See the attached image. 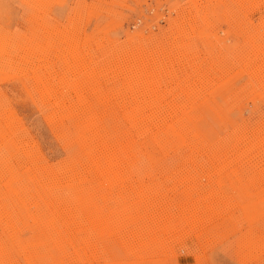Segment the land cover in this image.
<instances>
[{
	"label": "rangeland",
	"instance_id": "rangeland-1",
	"mask_svg": "<svg viewBox=\"0 0 264 264\" xmlns=\"http://www.w3.org/2000/svg\"><path fill=\"white\" fill-rule=\"evenodd\" d=\"M263 44L264 0H0V264H264Z\"/></svg>",
	"mask_w": 264,
	"mask_h": 264
},
{
	"label": "bare ground",
	"instance_id": "bare-ground-1",
	"mask_svg": "<svg viewBox=\"0 0 264 264\" xmlns=\"http://www.w3.org/2000/svg\"><path fill=\"white\" fill-rule=\"evenodd\" d=\"M242 1H243V0H242ZM252 1H253V0H252ZM242 4H243V3H242ZM253 4H254V3H253ZM251 8H252V6H251ZM259 11H260V10H259ZM255 12H256V11H255ZM252 14H254V13H252ZM79 24H80V23H79ZM255 26H256V25H255ZM29 45H30V44H29ZM263 45H264V44H263ZM262 52H263V51H262ZM263 54H264V53H263ZM137 58H138V57H137ZM142 59H143V57H142ZM144 59H145V58H144ZM144 59H143V61H144ZM3 60H4V59H3ZM163 64H164V63H163ZM250 65H251V64H250ZM252 68H253V67H252ZM247 69H248V68H247ZM119 71H120V70H119ZM128 72H129V71H128ZM131 72H132V71H131ZM126 73H127V72H126ZM131 74H132V73H131ZM128 75H129V74H128ZM136 75H137V74H136ZM136 75H135V77H136ZM255 75H256V74H255ZM128 77H130V76H128ZM135 77H134V79H135ZM132 78H133V76H132ZM136 80H137V79H136ZM136 80H135V81H136ZM131 81H132V80H131ZM133 82H134V81H133ZM137 82H138V81H137ZM138 86H139V85H138ZM147 102H148V101H147ZM145 104H146V103H145ZM147 105H148V104H147ZM151 106H152V105H151ZM149 108H150V107H149ZM151 108H152V107H151ZM131 109H132V108H131ZM168 109H169V108H168ZM171 109H173V108H171ZM163 110H164V109H163ZM133 111H135V109H134ZM133 111H132V112H133ZM137 111H138V110H137ZM139 111H140V110H139ZM153 111H154V110H153ZM168 111H169V110H168ZM174 111H175V110H174ZM155 112H156V111H155ZM155 112H152V113H153V115L156 116V113H157L158 111H157L156 113H155ZM165 112H166V111H165ZM169 112L171 113V111H169ZM133 113H134V112H133ZM133 113H132V115H133ZM139 113H140V112H139ZM170 113H169V114H170ZM172 113H174L173 110H172ZM136 114H137V113H136ZM140 114H141V113H140ZM140 114H139V115H140ZM165 114L167 115V112H166ZM175 114H176V113H175ZM130 115H131V114H130ZM142 115H143V114H142ZM142 115H141V116H142ZM147 115H148V114H147ZM161 115H162V114H161ZM136 116H137V115H136ZM136 116H135V117H136ZM168 116H169V115H168ZM171 116H173V115H171ZM133 117H134V116H133ZM137 117H138V116H137ZM137 117H136V118H137ZM164 117H165V116H164ZM173 117H175V116H173ZM166 118H167V117H166ZM169 118L171 119V117H169ZM143 119H144V118H143ZM143 119L141 118V120H143ZM153 119L156 120L155 118H153ZM148 120H149V119H148ZM143 121H144V120H143ZM163 121H164V120H163ZM138 122H139V121H138ZM140 122L142 123V121H140ZM155 122L157 123V121H155ZM159 122H160V121H159ZM159 122H158V123H159ZM161 122H162V121H161ZM159 124H160V123H159ZM159 124H158V126H159ZM161 124H162V123H161ZM154 125H155V124H154ZM144 126H145V125H144ZM146 126H147V123H146ZM155 127H156V126H155ZM144 132H145V131H144ZM142 133H143V132H142ZM125 147H126V146H125ZM127 149H128V148H127ZM115 153H116V152H115ZM112 154H113V153H112ZM127 157H128V156H127ZM118 160H119V159H118ZM62 171H63V170H62ZM77 171H78V170H77ZM138 172H139V171H138ZM79 173H80V172H79ZM82 174H83V173H82ZM81 176H82V175H81ZM76 182H77V181H76ZM147 198H148V197H147Z\"/></svg>",
	"mask_w": 264,
	"mask_h": 264
}]
</instances>
